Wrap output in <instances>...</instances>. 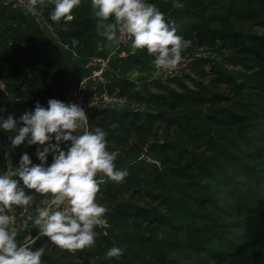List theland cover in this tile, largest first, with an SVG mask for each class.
I'll return each mask as SVG.
<instances>
[{
  "label": "trees",
  "instance_id": "16d2710c",
  "mask_svg": "<svg viewBox=\"0 0 264 264\" xmlns=\"http://www.w3.org/2000/svg\"><path fill=\"white\" fill-rule=\"evenodd\" d=\"M150 3L166 19H174L177 34L192 42L182 55L208 47L220 52L223 62L199 58L190 70L198 80L189 74L169 79L179 91L158 94L153 89L163 91L166 84L130 80L136 69L152 67L154 57L147 49L113 60L110 92L144 108H106L90 114V130L100 127L107 132L108 150L120 153L117 168L129 173L122 183L98 176L105 182L97 202L108 209L106 224L132 222L133 227L128 225L123 235L118 232L123 239L113 242L107 230L98 226L95 247L75 253L60 250L44 236L31 247L45 246L43 264H78V260L86 264H264V34L235 29V22L242 21L264 31V0ZM53 8L48 3L30 12L0 0V101L3 90L20 99L17 110H0V118L13 115L18 127L23 126L20 117L34 111L37 103L45 108L50 99L66 103L65 53L69 50L63 45L77 50L83 64L93 54L106 55L92 48L99 35L91 0H82L72 21L53 22ZM48 32L56 36L58 50L51 48ZM233 50L235 56L227 57ZM80 73L77 86L88 75L85 69ZM223 85L226 95L217 90ZM103 89L99 85L96 91ZM13 135L0 129V174L9 163L18 166L24 153L33 164H41L36 155L39 145L25 143L13 149L9 140ZM60 146L65 151L70 147L69 143ZM52 162L49 154L47 166ZM29 194L35 196L34 213L47 197ZM148 202H159L158 207ZM141 224L146 225L144 231L136 228ZM26 237V232L18 235L17 243L21 245ZM112 247L123 249L119 259L106 258Z\"/></svg>",
  "mask_w": 264,
  "mask_h": 264
},
{
  "label": "clouds",
  "instance_id": "9594fccd",
  "mask_svg": "<svg viewBox=\"0 0 264 264\" xmlns=\"http://www.w3.org/2000/svg\"><path fill=\"white\" fill-rule=\"evenodd\" d=\"M81 2L27 0L26 8L35 11L51 3L50 19L58 23L72 21ZM91 7L98 18L96 32L108 46L130 41L133 52L147 49L154 57L156 76L161 71H175L183 60L182 53L191 47L190 40L177 34L176 21L166 19L148 0H91ZM88 120L86 111L76 103L56 99H50L47 108L37 103L34 111L25 112L19 119L22 127L13 115L0 118V129L15 133L9 136L11 147L39 145L36 155L41 161L33 164L24 153L18 166L9 163L8 170L0 174V264H43L45 246L33 250L29 244L17 243V209L24 217L25 229L30 225L38 228L39 236L47 237L60 250L75 253L95 247V229L106 225L108 211L97 202L100 185L105 182L97 177L122 183L129 173L117 168L120 153L108 150L107 132L100 127L90 130ZM69 142L70 147L63 150L60 145ZM49 154L53 162L47 166ZM29 192L50 198L36 205L33 213L35 196ZM39 236L33 238V244ZM122 255L123 249L112 247L106 258L119 259Z\"/></svg>",
  "mask_w": 264,
  "mask_h": 264
},
{
  "label": "built area",
  "instance_id": "2783aa9c",
  "mask_svg": "<svg viewBox=\"0 0 264 264\" xmlns=\"http://www.w3.org/2000/svg\"><path fill=\"white\" fill-rule=\"evenodd\" d=\"M9 1V3L13 5V7L28 11L26 8L27 0H23V3L21 2V0ZM151 1L152 0H148L149 3ZM36 15L39 18L41 17L38 13ZM130 43V41H124L114 51L104 56L96 53L87 57L86 62L84 64V69L87 70L88 75L79 82L76 97L74 99V103L82 107L86 111L87 116H89L95 110H102L106 108L117 111L124 109H138V105L128 99L126 96L119 95L117 92H110V90L107 89L111 83L109 73L113 72L111 65L112 61L115 59H127L136 53V51L133 52V50L131 49ZM63 46L65 49L71 52V56L73 58L80 57V53L77 50H70L68 45ZM198 51L199 52L193 51L192 53L184 54L181 64L175 71H161L159 76L155 75V72L157 70L152 65V67L150 68V81H154L157 79H175L185 75L191 70V67L196 60L205 57L201 49H198ZM99 85H103L104 89L101 91H96L97 86ZM91 92H93V94H89ZM19 102V98H15L7 90H3L2 99L0 101V110H17L19 107ZM20 211V209H17V216L15 220L17 236L20 235L23 231L24 217L20 216ZM32 241L33 240H29L28 238L21 245H30Z\"/></svg>",
  "mask_w": 264,
  "mask_h": 264
},
{
  "label": "rangeland",
  "instance_id": "374dc122",
  "mask_svg": "<svg viewBox=\"0 0 264 264\" xmlns=\"http://www.w3.org/2000/svg\"><path fill=\"white\" fill-rule=\"evenodd\" d=\"M2 2H4L5 4L6 3H9L10 1L9 0H2ZM217 27V26H216ZM235 29L236 30H242V31H244V32H251V33H257V34H260V35H263L264 34V31L263 30H261V29H259V28H256V27H254V29H251V24H250V22H242V21H237V22H235ZM195 49V50H194ZM193 50L194 51H196V52H199L198 51V49H201L202 50V52L204 53V55H205V57H202V58H204V59H215L216 61H221V62H223V56L221 55V53L220 52H217V51H212L210 48H208V47H196V48H194ZM202 53V54H203ZM226 66L229 68V69H232V68H234L232 65H230L229 63H226ZM207 69H209V67L207 68ZM237 69V68H236ZM187 74H189L190 76H191V78H193V79H196V80H198L199 78L196 76V74L193 72V70L192 71H189V72H187L184 76H183V78L187 75ZM187 77V76H186ZM179 78H182V76L181 77H179ZM209 79L210 78H207L206 79V81H209ZM169 80V79H168ZM168 80H165V79H157V80H154V81H150L149 83H154L155 81H160V82H162V83H164V84H166V88L163 90V91H161V90H156V89H153V92H155V93H167L168 94V90H170V89H172V90H175V91H179V88H178V84H176V83H172V84H170L169 82H168ZM185 83L187 84V85H189V87L190 88H193L194 87V84H193V82L191 81V80H188V79H185ZM219 92H221V93H223L224 95H226L227 93H228V90L226 89V87L223 85V86H220V87H218V89H217ZM243 98H246V96H244ZM137 105H138V109L139 110H143V106H139V103H136ZM206 109H207V107H206ZM205 109V110H206ZM90 116V115H89ZM89 116H88V118H89ZM88 122H89V120H88ZM90 129V128H89ZM142 203H145V202H147V200L146 199H144V196H143V198H142ZM98 203H100V202H98ZM158 203L159 202H148L147 204L148 205H150V206H155V207H158ZM100 204H102V203H100ZM103 205V204H102ZM104 206V205H103ZM129 225V227H133L132 225V222H128V224H127V226ZM127 226H123V225H118V226H112V224H110L109 223V225L108 224H106L105 226H101V231H106L107 230V232H105V233H108L109 234V238H111V241H122V239H123V236H121V235H119L118 234V232L119 233H121L122 235L125 233V231H127L129 228L127 227ZM146 225L145 224H141V225H139V226H137L136 228L138 229H140L141 231H144L146 228ZM109 229H110V231H109ZM148 231L149 232H151V229L150 228H148ZM124 232V233H123ZM127 233V232H126ZM164 235V232L162 231V232H160V234H159V236H163ZM119 236H120V238H119ZM118 238V239H117ZM54 252H53V250H51L50 251V254L52 255ZM77 263L78 264H86L87 262L86 261H83V260H78L77 261Z\"/></svg>",
  "mask_w": 264,
  "mask_h": 264
},
{
  "label": "crops",
  "instance_id": "0c3cea01",
  "mask_svg": "<svg viewBox=\"0 0 264 264\" xmlns=\"http://www.w3.org/2000/svg\"><path fill=\"white\" fill-rule=\"evenodd\" d=\"M39 20L41 21L42 19L39 18ZM48 33L51 39V45H50L51 48H54V49L57 48L58 50L59 44L55 43L56 36L53 35L52 32H48ZM96 38L97 39L92 43V48L96 50L97 52H104L108 54L117 48V46L115 45H113L112 47H109L108 42L101 36H97ZM65 54H66V57L68 58L67 66H66L68 77L64 85L65 100H66V103H74V99L76 97L77 87H78L77 86L78 77L81 74L80 73L81 70L84 69V64H83L81 55L79 58H73L69 56L71 55V52L67 51ZM149 76H150V70L136 69L135 71H133L132 75L130 76V80L134 81L135 83H140L142 81L150 82ZM69 146H70V142H69ZM47 198H50V197H47ZM39 231L40 230L35 227L30 226L29 229H25L23 227V231L21 234H24L25 232L27 233V237L25 238L24 241H26L28 238L29 240H33V238L39 236ZM41 237L43 236H39V238ZM32 244L33 243H31L30 245Z\"/></svg>",
  "mask_w": 264,
  "mask_h": 264
},
{
  "label": "water",
  "instance_id": "95a60500",
  "mask_svg": "<svg viewBox=\"0 0 264 264\" xmlns=\"http://www.w3.org/2000/svg\"><path fill=\"white\" fill-rule=\"evenodd\" d=\"M237 50H233V51H230L228 54H227V57H234L235 54H236ZM109 90V87L107 88Z\"/></svg>",
  "mask_w": 264,
  "mask_h": 264
}]
</instances>
